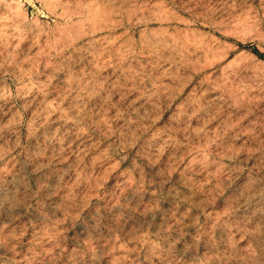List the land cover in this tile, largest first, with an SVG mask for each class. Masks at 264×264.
Listing matches in <instances>:
<instances>
[{"label": "rangeland", "instance_id": "obj_1", "mask_svg": "<svg viewBox=\"0 0 264 264\" xmlns=\"http://www.w3.org/2000/svg\"><path fill=\"white\" fill-rule=\"evenodd\" d=\"M0 93V264H264V0H0Z\"/></svg>", "mask_w": 264, "mask_h": 264}, {"label": "bare ground", "instance_id": "obj_2", "mask_svg": "<svg viewBox=\"0 0 264 264\" xmlns=\"http://www.w3.org/2000/svg\"><path fill=\"white\" fill-rule=\"evenodd\" d=\"M42 90H40V88L37 86L36 88L34 87V88H32V89H30V90H26V91H23L22 93H21V96L23 97V98H27V99H33V98H36L37 97V95H39L40 94V92H41ZM3 94H1L0 93V104L1 105H3V104H7L8 103V101H7V96L6 97H4V96H2ZM81 98V97H80ZM30 101H32V100H30ZM44 105V109H45V111H47V116L48 117H50V118H53V120H57V119H60V120H62L63 121V124L66 126V125H68V120H66V111H65V114H64V111L62 110H60L59 109V107L58 106H56V105H53V104H50V103H47V102H45V103H43ZM67 116H68V114H67ZM68 119H69V116L67 117ZM72 119V118H71ZM59 121V120H58ZM74 122V121H73ZM72 122V123H73ZM71 123V124H72ZM70 124V123H69ZM75 124V123H74ZM70 126V125H69ZM65 128V127H64ZM9 129V128H8ZM10 131V130H9ZM56 131V130H55ZM54 131V132H55ZM2 130H0V139L2 138L1 136L3 135L2 134ZM54 132H52V133H54ZM51 133V134H52ZM58 133V132H57ZM56 135V134H55ZM53 138H54V140L53 141H57V142H60L61 141V138L58 136V134L54 137V135H53ZM52 138V139H53ZM55 143V144H58V143ZM62 142V141H61ZM63 143V142H62ZM60 145V144H59ZM3 186V185H2ZM5 193V192H4ZM8 195V194H7ZM9 199V198H8ZM9 201V200H8ZM7 201V196L5 197V195L4 194H2V188H0V207H2V206H4V204L5 203H7L8 202Z\"/></svg>", "mask_w": 264, "mask_h": 264}]
</instances>
